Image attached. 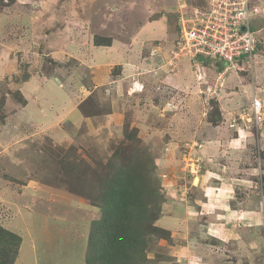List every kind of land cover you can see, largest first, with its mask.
<instances>
[{"label":"rangeland","instance_id":"1","mask_svg":"<svg viewBox=\"0 0 264 264\" xmlns=\"http://www.w3.org/2000/svg\"><path fill=\"white\" fill-rule=\"evenodd\" d=\"M211 1L0 0V224L22 236L17 264H85L93 223L102 218L91 200L106 171H118L109 162L117 161L120 147L119 162L128 167L138 166V149L147 152L161 195L156 224L168 233L149 237L144 264H184L198 251L213 256L212 264H264V125L250 126L255 133L245 139L248 148L240 141L238 149L218 151L216 145L233 140L228 130L216 129L227 127L222 114L231 111L225 108L228 87L247 101V88L264 86V0L250 1L261 12L254 23V65L206 60L198 68L189 58H175L179 23L202 18ZM152 20L149 29L164 46L155 53L143 46L138 64L124 71H96L84 63L90 55L62 53V31L78 32L75 42L86 46L91 33L127 40L134 27ZM200 72L203 91L196 84ZM33 76L38 93L30 89ZM172 76L177 81L170 83ZM65 90L74 91L88 120L78 123L72 114L59 125L67 137L55 139L46 127L69 108L61 101ZM131 133L138 139L129 140ZM200 145L215 165L205 162L199 182L190 170ZM230 149L239 150L234 176L240 183L226 176L228 167L238 169ZM186 153L195 160H185Z\"/></svg>","mask_w":264,"mask_h":264},{"label":"trees","instance_id":"2","mask_svg":"<svg viewBox=\"0 0 264 264\" xmlns=\"http://www.w3.org/2000/svg\"><path fill=\"white\" fill-rule=\"evenodd\" d=\"M94 44L110 46L112 39L96 36ZM199 62L206 60L200 58ZM127 138L138 139L134 133ZM123 151L118 148L113 156L117 161L109 162L118 171H106L98 196L91 197L92 205L101 208L102 218L93 223L85 264H144L148 261L149 237L168 233L156 224L161 206L156 208L155 203L161 195L153 178L151 157L138 149V166L128 167L119 162L123 161ZM22 242L19 233L0 224V264H17Z\"/></svg>","mask_w":264,"mask_h":264},{"label":"crops","instance_id":"3","mask_svg":"<svg viewBox=\"0 0 264 264\" xmlns=\"http://www.w3.org/2000/svg\"><path fill=\"white\" fill-rule=\"evenodd\" d=\"M90 1L92 2L93 0H90ZM95 1H105V0H95ZM109 1L111 2V1H118V0H109ZM71 5H72V3H71ZM151 22H153V20L150 22L147 21L144 23H140V25H137L138 27H136V31H134V28H135L134 27L133 30L128 34L127 40H123V39L117 38V37H112L111 38L112 44L110 46H95V44H94V38L96 36L104 37L102 34L103 31L91 33L92 34L91 44H88L86 46H82V45L75 42V39L78 38V36H79V35L75 36V33H78V32H73V31H68V30L62 31L59 35L66 38V49L63 48L62 53L63 54L66 53L69 56H72L75 54L76 55H81V54L90 55L91 61H87L84 59V63L86 65H88L89 67L90 66L97 67L96 71H104V69H107V68L111 69L112 66H120V67H122L121 68L122 71H124V70H126L127 67H130V65H132L134 63L138 64L140 51L142 50L143 46H144V48H146V51L149 50L152 53H155L157 51V48L161 47V45H162V47L164 46L163 45L164 43L163 44L159 43L160 40H158V38H157V37H159V35H155L154 31L152 29H149L150 26L152 25ZM165 48H164V50H165ZM135 52H136V54H134ZM59 55H61V54H59ZM92 55H94V57H92ZM98 55H100V56L106 55L108 57L101 58V57H98ZM150 59H152V58H150ZM148 62H151V61L148 60ZM147 64H149V63H147ZM97 69H99V70H97ZM182 74H185V73H180V75H182ZM97 76H99V75H97ZM97 76H95V80L97 79ZM34 78H35V76H33L29 82L30 89L33 90L35 93H38V92H40V88H38V86L36 85V81H34ZM180 78H182V77H180ZM171 80L177 81L176 76H172V78L170 79V83L172 82ZM241 80L244 81L243 78H241ZM202 83H204V82H202V80H199V81L197 80V82H196L197 86L199 87V91H201V90L203 91V89H204V86ZM243 84H244V82H243ZM254 84H256V81L254 82ZM50 87H52V86H50ZM243 87L246 88V86H243ZM49 88L46 91H49ZM55 88L57 90H63L64 89V88L59 87V85L55 86ZM228 88L232 89L228 93H226L228 95H231V99L227 101V104H225V108L227 111H228V109H230L231 111L229 113L224 112L222 114L223 118H224L223 123H225L227 125V127L226 126H218L216 129L219 131H221L222 129H223V131L225 129L228 130L229 134H232L233 140H232V143L224 141V140H222L221 143L220 142L218 143V141H217L216 145H217L218 151L222 147L225 148L227 145L229 146V148L230 147L237 148L238 145L240 144L239 141L241 142L242 147L248 148V144H246L247 141H245V139L249 138L250 137L249 134L250 133L254 134L255 131L250 132L249 130L244 128V126H240V125H239V127L236 126V128H238V131H236L234 128H232V129L229 128L228 124L230 123V121L232 119L236 118L237 115L241 114V110L239 111V106H241L243 104L248 105L249 104L248 101H249L251 96L257 95L259 98L264 100V86L260 87L258 85H255L254 88H250V90H248V88H247V92H248V95L246 94L247 101L246 100L240 101V99H241L240 94L237 90H235V89L233 90V88H235L234 86H232V88H230V87H228ZM194 90H197V89H194ZM62 94L65 98H61V101H62V103H64L67 100L69 102V108L61 113V115H60L62 117L61 119L59 116H57L58 120L55 123H52L49 127H46V131L48 133H50L49 132L50 129L53 130V136L55 139L57 138V136H61V137H63V139H65L67 137V135L62 134V131H60L61 129L59 128V125H60V123H63L64 121L71 120L70 116L72 114L75 116V121H77L78 123L79 122H86L85 121L86 119L88 120L87 116L84 117L82 115V113L80 112V110L77 109L79 104H78V101L76 99V94L74 93V91L72 93H69V90H65V91H63ZM222 94H224V93L222 92ZM47 95H48L47 98L52 97V95L49 92H47ZM67 96L69 98H66ZM219 101L222 104V102H223L222 98ZM74 125L77 126L76 124H74ZM239 136H241L242 138H240ZM234 138H236V139H234ZM204 148H207V147L204 146ZM237 149L236 150L230 149V150L233 152V156H232V158H234L233 163L238 167V169L236 171L235 169L228 167L229 169H232V172H231V174L226 175L228 178L231 177L234 180V182L242 181L241 178H237L234 176V175H236V176L238 175L237 173L240 170V166H241V162L238 160L239 150H237ZM193 153L198 154V155H203L204 158L206 157V154H208L202 148L200 150L193 151ZM241 153L245 154V152H242V151H241ZM245 156H246L248 163H250V161H249L250 157L247 156V154H245ZM245 156H244V159H245ZM217 157H219V156H217ZM206 160H207V163L214 164L212 159H206ZM250 168H252L251 165H250ZM257 168L255 169L256 171H257ZM253 169L254 168H252L250 171V173H252V174L254 173ZM216 176L222 177V175L220 173H217ZM202 178H204V175H202L198 178L199 182L201 181ZM193 187H197L195 182H194ZM228 190H230V185L228 187ZM184 199L188 200V198H184ZM190 203H191V200H190ZM232 228H234V226H232ZM213 237H215V236H213ZM216 241H220V240L216 239ZM222 241L226 242L227 240L224 239ZM224 242H222V243H224ZM194 246H195V244H191L190 247H194ZM250 248H251V246H250ZM186 258H188V257H186ZM214 259L215 258L213 256L209 257L204 252L198 251L194 255L191 254L190 258H188V260L186 262H183V263L184 264H195V263L212 264Z\"/></svg>","mask_w":264,"mask_h":264},{"label":"built area","instance_id":"4","mask_svg":"<svg viewBox=\"0 0 264 264\" xmlns=\"http://www.w3.org/2000/svg\"><path fill=\"white\" fill-rule=\"evenodd\" d=\"M250 1L212 0L203 11L202 18H196L190 24H185L181 19L175 58H189L198 68L201 66L200 58L221 61L229 66L240 61H247L251 65L259 45L254 23L261 12L258 6H251ZM198 77L202 79L203 73L200 72ZM240 119L252 123L257 129L261 128L264 125L263 101L254 96L250 109L244 110ZM234 126V122L231 123V127ZM189 159L195 160L191 156ZM201 161L200 158L193 161L190 170L193 177L200 175Z\"/></svg>","mask_w":264,"mask_h":264},{"label":"clouds","instance_id":"5","mask_svg":"<svg viewBox=\"0 0 264 264\" xmlns=\"http://www.w3.org/2000/svg\"><path fill=\"white\" fill-rule=\"evenodd\" d=\"M206 60V59H205ZM216 61V60H215ZM240 62H243V61H240ZM247 63V61H244V63ZM200 63V62H199ZM201 64V63H200ZM226 64V63H225ZM247 64H249V63H247ZM228 65V64H227ZM252 66L254 65V56H253V62H252V64H251ZM229 66V65H228ZM230 66H235L234 64L233 65H230ZM236 66H238V65H236ZM205 68V67H204ZM229 69H231L230 67L229 68H227V70H229ZM198 76V75H197ZM198 80H201V79H198ZM203 82V81H202ZM254 96H257V95H253L252 96V98L254 97ZM258 97V96H257ZM259 98V97H258ZM261 99V98H260ZM250 101H249V104H248V106H249V108L247 109V110H249L250 109V107H251V98L249 99ZM262 100V99H261ZM263 101V100H262ZM263 104H264V101H263ZM243 106L241 105V106H239V111L241 110V114H242V112H244V110L243 109H241ZM241 114H239V115H237V117L236 118H234V119H232L231 121H230V123L228 124V126H229V128H234L236 131H238V128H236V126H238L239 127V125L240 126H244V125H246L247 126V130L248 129H250V126L251 125H253L252 123H247L246 121H242V122H244V123H239V121H241V119L239 120V116L241 115ZM234 122V124H235V126L234 127H231V123H233ZM250 132H251V130H249ZM238 133V132H237ZM257 133H261V131H259V132H257ZM240 138H242L241 136H239ZM197 145V144H196ZM190 148V147H189ZM198 148L199 149H201L202 148V146L200 145V146H198ZM193 149V148H192ZM192 149L190 148V153H192ZM196 150H197V147H196ZM193 151H194V149H193ZM194 155H196L195 157L196 158H200L202 161H201V165H202V170H201V173H200V175L199 176H197V177H193L192 176V179L193 180H195V179H198L200 176H202V171H203V167H204V164H205V162H207V160L202 156V155H197V154H194ZM190 156L191 155H189L188 153H186V154H184V159L186 160L187 158H190ZM192 157V156H191ZM210 164V163H209ZM207 165H208V163H207ZM260 170V169H259ZM261 172V171H260ZM258 173V174H261V173ZM166 178V177H165Z\"/></svg>","mask_w":264,"mask_h":264}]
</instances>
